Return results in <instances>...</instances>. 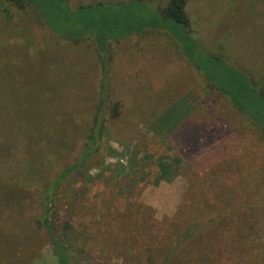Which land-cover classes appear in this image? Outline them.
I'll use <instances>...</instances> for the list:
<instances>
[{
    "label": "rangeland",
    "instance_id": "374dc122",
    "mask_svg": "<svg viewBox=\"0 0 264 264\" xmlns=\"http://www.w3.org/2000/svg\"><path fill=\"white\" fill-rule=\"evenodd\" d=\"M52 1L37 13L0 0V196L16 201H1L14 244L0 264H62L43 227L51 190L67 264H264V111L231 105L169 30L64 36L83 35L67 10L115 15L134 0ZM187 12L201 53L264 100V0H189ZM211 218L167 263L190 221Z\"/></svg>",
    "mask_w": 264,
    "mask_h": 264
},
{
    "label": "trees",
    "instance_id": "16d2710c",
    "mask_svg": "<svg viewBox=\"0 0 264 264\" xmlns=\"http://www.w3.org/2000/svg\"><path fill=\"white\" fill-rule=\"evenodd\" d=\"M12 3L18 7L24 9L26 4L31 5L37 13L40 11L43 12H52V8L54 7V3L52 0H11ZM135 2L132 4H122L117 7L115 11V15H108V13H102V10L106 9L105 6L99 5L98 7L94 6H81L76 12H70L67 10V17L69 22H73L75 26L81 27L83 30L79 32L80 37H77L74 32L71 34H65L64 36L70 41H75L76 43H80L87 39V32L97 31L98 35H95L99 40L101 37L116 39L120 41L122 39H128L135 35L138 31L147 29L151 26V24L155 25L162 30H169L172 34V37L183 46V50L187 56L188 61L199 71L202 73L203 78L209 82L214 83L218 87L219 93L225 96L229 103L238 109H242L243 102L251 105L254 108L260 109L264 111V100L262 99L261 94L257 91V89L252 86L245 77L240 75L239 73L233 71V69L228 68L224 69L223 61L218 58H208L200 51V43L196 40L192 35L191 27L192 21L187 12V7L189 4V0H168L167 4L161 7L152 6V3L145 0H134ZM148 7H155L153 12L147 11ZM44 7L43 10L40 8ZM139 7L142 9L143 14H135L133 16V12L131 9ZM116 8V7H115ZM122 14V17H121ZM149 17V20L145 22L144 19L137 20L141 18ZM43 18V17H42ZM112 20L107 22L108 20ZM135 18V21L133 19ZM40 19V16H39ZM70 22V23H71ZM44 23V21H43ZM135 24V25H134ZM45 25V23H44ZM43 25V26H44ZM144 28H138V26ZM152 28V27H150ZM108 35V36H106ZM63 36V37H64ZM201 53V54H200ZM204 55V56H203ZM224 69V70H223ZM220 70V71H219ZM223 70V71H221ZM203 71V72H202ZM259 88V87H258ZM103 90H106L103 88ZM108 97L103 96L102 102L107 100ZM241 100V104L238 102ZM18 180V181H17ZM22 184L26 185L23 179H16V185ZM4 195V194H3ZM53 196L52 190L48 192L47 199L45 200L44 207V218H43V227L47 230L48 239L52 243L54 247H56L58 257L62 264H67L66 253L64 248L60 246L58 243V239L54 234V231L51 226V218L54 212L53 206ZM3 198V197H2ZM0 196V207L2 206L1 201L5 202L6 200L10 202V204L16 202L13 198L9 196L8 193H5L4 198L2 199ZM6 198V199H5ZM185 201V200H184ZM182 207V206H181ZM191 209H189L188 213ZM187 214V208L183 206L177 214V219L182 220L183 217ZM214 220L208 219L207 221H195L191 220L187 225V228L184 232L178 234L175 239V243L172 248L168 249V254L166 256V261L174 260V258L181 253L183 247L188 244L191 240L198 237L199 233L206 230V226L210 227ZM45 230V231H46ZM3 233H5L4 229H0V251H5L9 247H11L14 243L3 238ZM149 261L151 263L156 262L157 251L153 249H149L148 251Z\"/></svg>",
    "mask_w": 264,
    "mask_h": 264
}]
</instances>
